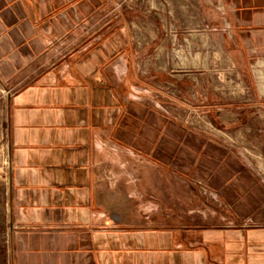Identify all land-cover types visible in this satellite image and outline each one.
Masks as SVG:
<instances>
[{"label": "crops", "instance_id": "0c3cea01", "mask_svg": "<svg viewBox=\"0 0 264 264\" xmlns=\"http://www.w3.org/2000/svg\"><path fill=\"white\" fill-rule=\"evenodd\" d=\"M219 1L264 103V0ZM107 6L0 0L13 264H264V178L135 91ZM167 169L217 221L167 208Z\"/></svg>", "mask_w": 264, "mask_h": 264}, {"label": "rangeland", "instance_id": "374dc122", "mask_svg": "<svg viewBox=\"0 0 264 264\" xmlns=\"http://www.w3.org/2000/svg\"><path fill=\"white\" fill-rule=\"evenodd\" d=\"M94 30L101 31L102 37L110 30L126 34L135 91L171 119L233 146L264 178L262 92L251 70L244 75L236 67L230 50L232 35L219 0H108ZM5 106L0 84V264H13ZM166 173L167 208L193 210L190 216L198 221L218 220L205 206L195 208L189 194L198 188L175 189L172 172Z\"/></svg>", "mask_w": 264, "mask_h": 264}]
</instances>
